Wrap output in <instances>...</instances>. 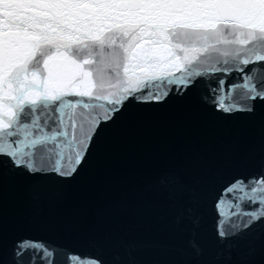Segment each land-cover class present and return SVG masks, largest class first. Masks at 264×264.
<instances>
[{
    "label": "snow or ice",
    "instance_id": "snow-or-ice-1",
    "mask_svg": "<svg viewBox=\"0 0 264 264\" xmlns=\"http://www.w3.org/2000/svg\"><path fill=\"white\" fill-rule=\"evenodd\" d=\"M105 78L116 91L97 95ZM193 96L256 134L202 171L150 179L170 236L101 218L84 251L9 243L10 199L42 210L130 106ZM0 264H264V0H0Z\"/></svg>",
    "mask_w": 264,
    "mask_h": 264
},
{
    "label": "water",
    "instance_id": "water-1",
    "mask_svg": "<svg viewBox=\"0 0 264 264\" xmlns=\"http://www.w3.org/2000/svg\"><path fill=\"white\" fill-rule=\"evenodd\" d=\"M42 59L37 57V61ZM114 83L105 78L96 94L116 91ZM80 123L86 128V122H78V127ZM255 134L243 121L211 117L194 96L160 106H130L104 129L88 165L60 199L33 212L9 200L8 241L27 236L84 251L83 237L101 218L140 237H168L171 222L164 201L145 191L150 179L166 168L202 171L228 156L237 139L243 151ZM152 258L151 254L144 257Z\"/></svg>",
    "mask_w": 264,
    "mask_h": 264
}]
</instances>
